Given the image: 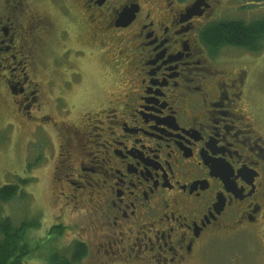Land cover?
<instances>
[{"label":"flooded vegetation","instance_id":"obj_1","mask_svg":"<svg viewBox=\"0 0 264 264\" xmlns=\"http://www.w3.org/2000/svg\"><path fill=\"white\" fill-rule=\"evenodd\" d=\"M196 1L0 0V117L44 124L47 162L77 170L58 178L101 218L102 264H213L215 246L264 241V122L249 91L258 50L210 33L234 0L188 14ZM97 49L116 88L81 99Z\"/></svg>","mask_w":264,"mask_h":264},{"label":"rangeland","instance_id":"obj_2","mask_svg":"<svg viewBox=\"0 0 264 264\" xmlns=\"http://www.w3.org/2000/svg\"><path fill=\"white\" fill-rule=\"evenodd\" d=\"M234 2L239 4V7L236 6L234 10L227 12L225 18L221 17V12L216 13L214 18L246 21L263 18L264 1L253 0L252 3L251 0H234ZM77 30L79 31V28ZM115 54V50L106 53L114 62ZM257 55L258 65L249 91L254 112L264 122V36ZM81 64L80 62L79 65ZM81 70L84 76L82 86H79V90H74L80 94L81 99L90 92L97 93L101 85L112 83L109 88H116L112 87L117 83L114 79L116 70L98 49L87 57ZM76 93L73 94V99L70 98L71 102H74ZM9 121L12 124L8 125ZM43 127L44 124L32 132L30 126L23 125L16 117H0V186L5 184L20 186V191L14 198L0 202L1 212L10 216L16 224L24 218L36 216L38 219L36 226L27 228L24 232L23 239L28 245L24 256L25 264H51L49 259L54 250L66 254L69 258L76 240L87 245V252L72 264H102L100 260L106 259L107 255L101 246L102 238H99L98 227L101 218L93 208L87 191L82 193L76 186L60 182L58 178L59 176L74 178L75 175L77 177V170L57 172L54 164L47 162ZM68 173L70 174L67 175ZM55 224L62 225L63 229L61 232L48 235ZM98 248L102 251L99 252ZM211 251L215 254L213 264H231L228 259L235 258L230 257L233 253L241 257L236 264H264V241L261 236L242 239L240 242L231 243L230 246L218 245ZM103 264L138 263L137 260L127 262L126 259H121Z\"/></svg>","mask_w":264,"mask_h":264},{"label":"trees","instance_id":"obj_3","mask_svg":"<svg viewBox=\"0 0 264 264\" xmlns=\"http://www.w3.org/2000/svg\"><path fill=\"white\" fill-rule=\"evenodd\" d=\"M264 1V0H255ZM210 33L214 37L224 40L226 43L260 49V42L264 36V16L261 19L246 21L243 19H224L212 25ZM20 191L16 184L0 186V202H6L14 198ZM37 217L24 218L18 224L8 215H3L0 209V264H25V254L28 249L24 241V232L27 228L36 226ZM62 225L55 224L49 234L61 232ZM48 237V236H47ZM50 238V237H48ZM87 245L76 240L71 248V255L54 250L50 261L51 264H72L80 260L87 252ZM51 251V250H50Z\"/></svg>","mask_w":264,"mask_h":264},{"label":"water","instance_id":"obj_4","mask_svg":"<svg viewBox=\"0 0 264 264\" xmlns=\"http://www.w3.org/2000/svg\"><path fill=\"white\" fill-rule=\"evenodd\" d=\"M201 5H202V2L200 0L193 3L190 7L187 8L188 14L191 15V13L197 11L201 7Z\"/></svg>","mask_w":264,"mask_h":264}]
</instances>
